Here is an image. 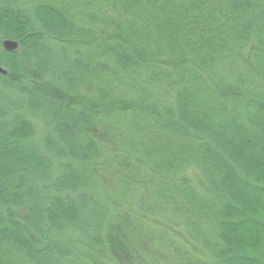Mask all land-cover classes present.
<instances>
[{"label": "trees", "instance_id": "trees-1", "mask_svg": "<svg viewBox=\"0 0 264 264\" xmlns=\"http://www.w3.org/2000/svg\"><path fill=\"white\" fill-rule=\"evenodd\" d=\"M0 66V264H264V0H0Z\"/></svg>", "mask_w": 264, "mask_h": 264}, {"label": "rangeland", "instance_id": "rangeland-1", "mask_svg": "<svg viewBox=\"0 0 264 264\" xmlns=\"http://www.w3.org/2000/svg\"><path fill=\"white\" fill-rule=\"evenodd\" d=\"M184 177L194 189L200 190V176L196 170H188L185 172ZM144 198L145 196L142 197L143 202H145ZM113 201L117 203L118 207H124L122 201ZM249 214L259 222L264 223V210L262 208L251 209L249 210ZM136 218L143 224L145 229V235L140 238V242L145 251H149V254L153 253L157 257L158 264H172L173 262H178L180 256H177L174 253L175 250L180 251V249L184 252L189 251V257L201 261L207 260L206 254L200 252L198 249L196 250L200 253L197 251H191L189 249L191 243L185 239L183 232L174 227L171 228L165 218L159 216H144L143 214L141 215V218H139L138 213ZM154 236L164 239L167 242H164L163 245L159 242H155ZM251 239L252 244L249 248L250 256L257 260L262 258L263 260L261 262L264 263V252H262L261 247L264 243V233H254Z\"/></svg>", "mask_w": 264, "mask_h": 264}, {"label": "water", "instance_id": "water-1", "mask_svg": "<svg viewBox=\"0 0 264 264\" xmlns=\"http://www.w3.org/2000/svg\"><path fill=\"white\" fill-rule=\"evenodd\" d=\"M17 46V43L11 40H3L1 42V48L6 53L14 52L17 49ZM0 76H7V71L2 66H0Z\"/></svg>", "mask_w": 264, "mask_h": 264}]
</instances>
